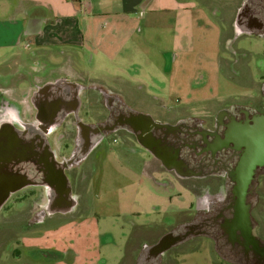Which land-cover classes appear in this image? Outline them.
<instances>
[{"label":"flooded vegetation","instance_id":"1","mask_svg":"<svg viewBox=\"0 0 264 264\" xmlns=\"http://www.w3.org/2000/svg\"><path fill=\"white\" fill-rule=\"evenodd\" d=\"M232 31L231 39L228 32L224 37L226 44L243 34L264 38V0H242L236 7ZM27 73L28 78L23 75L19 80L29 81L36 74ZM259 77L251 93L244 96L246 100L221 106L213 115L183 111L185 115L176 116L165 106L153 115L137 110L120 94L102 86H74L67 78H54L49 88L39 89L47 82L36 85L29 97L34 108L30 118L22 115L21 102L15 103L0 92V123L10 121L23 130V125L27 128L33 122L38 129H47L55 158L67 165L65 183L40 174L33 180L46 183L25 185L9 195L0 208V218L5 219L2 226L6 225V229L0 228V251L5 252V244L12 240V247L33 252L25 228L56 214L71 213L85 203L78 168L102 140L111 139L143 152L149 168L169 172L195 197L191 208L183 209L182 219L161 225L156 235H152L153 229L159 224L146 225L142 233L147 238L134 246V257L123 264H174L173 256L194 248L199 238L224 264H264V216L254 212L259 211V199L264 198V159L253 167L249 159L256 162L250 155V143L261 136L264 125V69ZM92 89H98L102 107L91 97ZM54 132L59 142L56 148L49 138ZM71 203L72 208L63 211ZM34 204L39 205L32 213L26 211ZM11 217L17 221L5 224ZM16 223L19 229H9ZM37 248L51 262L59 258L53 247ZM23 263L28 264L29 259L20 261Z\"/></svg>","mask_w":264,"mask_h":264},{"label":"rangeland","instance_id":"2","mask_svg":"<svg viewBox=\"0 0 264 264\" xmlns=\"http://www.w3.org/2000/svg\"><path fill=\"white\" fill-rule=\"evenodd\" d=\"M12 1L0 0V11ZM179 2L155 0L154 9L146 13V17L157 27L146 29V24H143L141 30H137L124 46V50L132 52L130 42H140L144 44L141 51L144 55L153 54L158 58V68L151 76L141 69L135 71V65L130 70H120L118 55L123 50H119L117 45L118 55L105 65L109 67L106 73H101L102 66L90 62L88 56L80 60L74 57L73 65L77 68V79L74 81L97 87L101 84L105 90L120 94L134 104L137 110L153 115L162 112L163 106L171 107V112L175 111L176 116L185 115L183 111L213 115L221 106L246 100L247 97L242 95L251 93L254 88L252 81L260 79V72L264 69V38L243 34L226 44L225 38L219 40L222 31L219 13L217 17L212 9L203 8L202 12L196 10L194 0H186L187 6L192 8L182 11L181 8L186 5ZM122 34V30L120 33L118 27H114L107 30L106 37L115 41ZM232 36V29L228 30L229 39ZM28 47V44L0 45V85L7 91L9 99L15 103L21 102L22 115L31 118L34 113L32 104L21 101L24 97L28 99L24 92L28 81L19 79L23 75L28 78L29 68L37 69L43 59ZM58 73L52 71L51 76ZM124 76L135 83L140 81L142 87L132 86L129 87L130 92H120L119 82ZM92 90L95 93L91 97L102 107L98 89ZM81 94L86 96L89 92L82 91ZM56 134L54 132L49 136L53 148L59 144ZM142 158L148 160L143 152L129 149L120 140H102L78 168L81 171L80 186L85 203L78 210L65 215L56 214L24 230L30 235L33 245L57 248L60 258L55 261L53 256L54 261L51 262L48 258H42L39 251L32 252L22 246L12 247L14 243L11 240L5 244V252L0 251V264H20L26 259H29L28 264L34 261H38L37 264L128 263L134 257V246L147 238L142 233L146 225L159 224L153 229L154 236L161 231V225L168 226L178 218L182 219L183 209H189L195 203V197L172 174L164 170H152L144 165ZM38 205L28 206L30 210L26 211L32 213ZM257 209L259 211L255 210V214L259 212L264 216V198L259 199ZM15 218L11 217L5 224L16 222ZM4 220L0 218V228L6 229V225L3 227ZM17 224L9 229H19ZM193 246L176 255L172 252L174 264H224L212 247H207L204 239L199 238ZM14 249L16 253L12 255Z\"/></svg>","mask_w":264,"mask_h":264},{"label":"crops","instance_id":"3","mask_svg":"<svg viewBox=\"0 0 264 264\" xmlns=\"http://www.w3.org/2000/svg\"><path fill=\"white\" fill-rule=\"evenodd\" d=\"M174 1L167 0V2L172 3ZM178 1L186 5L182 8L179 6L178 9L181 8L182 11H186L192 8L187 6L186 0ZM194 1L196 10L200 12L206 8L212 9L213 14L215 13L214 16L218 17L219 13L218 18L221 20L219 22H221L222 28L219 40L226 37L228 30L233 28L236 7L242 0ZM154 2L155 0H13L8 3V6H3L5 8L0 11V45L28 44V48H32L36 53L35 55L43 59L41 66L37 65V69L29 68L31 72L35 71L36 74L28 81L29 84L24 91L27 93L28 99L22 97L23 100L21 101L24 103L29 101L36 85L52 82L54 78H67L78 83L74 81L77 79L75 75L77 68L73 65L74 57L80 60L84 59V56H88L90 62L102 66L101 73H106L109 71V67L105 65L110 64L113 58L118 55V52L116 53L118 51L117 45H119V50H123V53L118 55L120 70H130L131 66L135 65L137 66L135 71L141 69L146 75L151 76L158 68V58L153 54L144 55L142 53L144 44H140V42H130L132 52L124 50V46L137 30H141L143 24H146V29L157 27L156 24L151 23L152 20H147L146 17V13L152 12L154 9L152 7ZM222 22L225 24L222 25ZM114 27H118L120 33L122 30L123 34L117 40L112 41L106 37V33L107 30ZM150 41L148 40L149 44L153 45ZM54 47L56 48L53 50ZM74 50H76L75 56ZM38 70H40L39 73H37ZM52 71L59 72V75L51 76ZM71 77L73 79H70ZM124 77H121L122 80L119 82L120 92H130L129 87L132 86L142 87L140 81L135 83L130 78ZM258 82V80L253 82L252 87H255ZM98 86L105 88L101 84ZM0 92H3L4 96H8L7 91L1 85ZM245 95L247 94L242 96ZM8 98L10 97L8 96ZM125 146L131 149L129 146ZM141 161L147 166V160L142 158ZM31 245L34 246L33 251H38L37 247L39 246L32 243ZM55 250L59 256L60 251L57 248ZM11 254L15 255L14 252ZM40 256L43 258L41 253ZM37 263L39 262L32 264Z\"/></svg>","mask_w":264,"mask_h":264},{"label":"water","instance_id":"4","mask_svg":"<svg viewBox=\"0 0 264 264\" xmlns=\"http://www.w3.org/2000/svg\"><path fill=\"white\" fill-rule=\"evenodd\" d=\"M52 84L47 82L39 89L49 88ZM28 124L30 127L24 128L26 125H23V130H19L10 121L0 123V208L12 192L25 185L46 183V180L35 182L33 179H39L37 175L42 174L50 181H67L64 173L67 165L64 160L55 158L46 136L48 130L38 129L33 122ZM261 126V136L257 135L258 138L250 143V155L256 160L254 162L249 157L251 167L264 159V125ZM245 142L248 140L245 139ZM73 205L68 204L63 211L70 210Z\"/></svg>","mask_w":264,"mask_h":264}]
</instances>
